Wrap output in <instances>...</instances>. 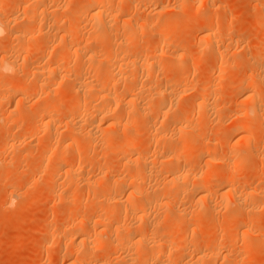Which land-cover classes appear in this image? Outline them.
I'll use <instances>...</instances> for the list:
<instances>
[{"label":"rangeland","instance_id":"rangeland-1","mask_svg":"<svg viewBox=\"0 0 264 264\" xmlns=\"http://www.w3.org/2000/svg\"><path fill=\"white\" fill-rule=\"evenodd\" d=\"M1 1L4 3L5 6L7 5L6 6L7 8H5V6H3L4 7V8H2L3 10L2 9H1L2 11L0 10L2 12V17L5 16L7 18L8 15H10L11 17H13L15 15L16 18L18 19V21L20 22V24L18 21H16L15 23L17 25L22 24L21 26H23V27H26L30 23L32 24L31 20L23 18V15H22L23 11H22L21 7H19L18 3L20 2L19 4H20V6L22 4V7L24 4L27 7L28 4H29L28 6L32 5L30 3L31 2L33 3V0L32 1L24 0L25 3L21 0H1ZM64 1H66L65 2L66 4L63 3ZM69 1H71V2H69ZM124 1L126 2V4ZM134 1H136V3L135 2L134 3L137 4V6H138L137 9L139 8L138 10H136L135 4H133V6L132 5L127 6L128 5L127 0H120V3L123 4L122 6H124L128 10L130 7H131L130 10L133 9L132 10L133 12H131L129 10V13H128V11H127V17L130 16V18H133L132 16H134V18H137L138 20L140 18L139 21H141V22H142V20L144 22V20H147V18H148V22L150 20L152 22V20L154 21L157 16L158 17L164 16L166 18L169 17L170 19H173L174 23L177 24L176 28L172 32L171 37L168 40V46L169 47H167L166 50L164 49L163 51L159 50L157 52H152L151 49H149V50L147 49L148 52L151 51V53L149 52L150 54L147 52V50H145V52L147 53V56L149 55L148 58L150 61L156 62L157 58L159 59L161 57L164 59H160L161 61L160 60L159 61L162 62V64H164V65L167 64V63L165 64L164 62H166L168 59L169 60L167 62L170 61L169 64H170L171 68L165 70V68L167 66L163 65L164 70L159 69L158 73L160 75L157 74L158 79H155L154 81H152L150 83L151 85L153 83L155 84V85L154 84L152 85V88L155 87L156 85L161 84L160 82H162V80H163V82L166 81L167 78L170 79V81L175 80L174 82H177L176 80H178V84H179L181 82V77H182V80H183V77H184V79L186 78L185 74L189 73V69H190V67H192L191 65H193L194 63L199 65V70L193 75L194 77H191L192 78V81H191L192 87L190 88V90L188 89V91L185 92V94L181 93V89L179 88L178 84L174 83V85L172 86L173 88L175 86L174 90L172 88L173 94H175V97L173 95V97L171 98V104H172V106L174 105V107L172 108L171 105H168V107L170 106L172 113H170L169 116L167 117V119L172 118L171 119L172 121H170V120L167 121L166 118H164L163 121H164V123H166L164 125H165L166 131H167V127H166L167 125L169 128L170 127L173 128V124L176 123L178 121V119L180 121V120H182L181 117L184 119V117H186L188 115L190 116V114H191V117H189V119L184 120L183 123L186 126L185 125H184L185 127L183 126L182 131H185V134L190 136V137L193 136V133L195 136V134H196L195 131L200 130V132L197 135L198 139H196L197 138L196 136H195V139L193 138L194 142H193V145L191 146V148H189V152H188L189 154L182 160L183 163L181 161V163L179 162V164H180V166L182 164V170L185 171V169H186V171L188 170V172L190 170V174L194 173L195 175L192 174V176H194V177L199 176L202 173V176H203L202 179H204V177L211 175L212 172L213 173L215 172L216 176L214 175V177L208 183L202 182L201 178L199 179V178L195 177L197 179L196 180L194 177L191 176V178H193V180L192 179L190 180V178H189L190 181H186L185 183L179 181V182H177V185H176V183H173V185H169L172 188V187H174V184H175V187H174L175 193H174L173 188H172L173 194L164 196V195H162L161 192L163 191L164 187H166L169 183L168 180L164 181V178L165 177L167 178L169 176V179H170L171 175H169L167 173L168 170H167V172H165L166 171L165 169H163L165 171L162 170V172H161L162 168H160V169L157 168L159 165L156 164L157 170L156 169L155 170L159 171V173L161 172V174H159V176L157 175L158 178L155 177L153 174L146 175L147 177L145 176L146 181L143 184L144 186H139L140 188L139 187L137 188L138 193L133 194V195H136V196H134L135 198H133V197L128 198V193L130 192L129 189L128 190L126 189V191L125 190L120 191V192H122V195H121V193L118 192L119 193V194H117L118 197L115 195L116 196L115 199L118 198L117 199L118 201L120 200L121 202H123L122 207L120 205L121 202L117 203L116 202L117 200H115V199H114L115 202H112L113 197L109 196V195H111L110 194L111 191H110L109 187H106L103 189H101L99 187L96 188L95 191L93 192V194L90 193V196L91 195L96 196V200H95V202H96L97 197H98L97 195H99V197L101 199H103V201L100 199L103 202V204L100 203L101 201H99L100 207H97L96 211L94 210L95 211L94 212V211H92L94 209V205H93L94 203L92 204L93 199H92V201L90 200L91 204H90V202H88L89 204L85 203L82 205V204H79L77 201L78 200L77 196L81 195L82 193H84V195H86V193H87L86 191H84V188L82 187L83 185L81 184V182H79L81 180L77 181L76 184H74L75 183L74 181L73 182H66L65 181V183H64L63 175L70 168L69 164L71 163V161L69 159L72 158L70 156H72V154H74V151H73L74 149L77 148V150L78 149L80 150L79 152H81L80 155H82L81 156L82 160L84 161V160L88 159V161H90V163H92V165L94 166L91 169L92 174L90 175V178H92V179H96V177L97 178L99 177L98 176L99 171L97 168L101 167V166L105 167V165H106V167L110 168V170H109L110 171L109 172L110 181L121 179V178L125 177V175L127 173H130V171H133V169L136 170V168H137L136 167L137 164L131 165L130 168H132V166H135L132 169L127 168L125 170V168H124L125 167L124 163H123V162H125L124 159L126 158V156L128 157L127 153L125 154V152H124L122 154L123 151H120V147L123 144L128 143V142H124L125 139L122 138V137H124V135L120 134L119 137L118 136H112L114 138L110 137V138L106 139V142H105L106 146H103L105 144L102 143L103 144L102 145L101 142L99 143L100 145H98V142H96L97 146L92 145V147H91V145H90V147L92 148L91 149L88 146L89 141L88 142L86 141V139L88 140V138L86 136L82 137V135H84V134L79 132L81 135L80 134L78 135V133H75V135L73 137L74 139L77 140V143H78V146L76 148L75 147L69 148L66 144L64 146L63 143H65V142L67 143V141L69 139L68 138L69 136L67 137L66 134H68V133L70 134V132L68 130H66V128L69 129V127L71 126L70 123L75 120V117L72 114H68L69 112H66V113H65V111L61 112L62 110H60V111L50 110L46 114L43 113L41 110L43 107L41 97H44L48 94V96L50 97V101L52 103L55 104V102H56L59 104V102H60V105L62 107L68 106L70 108H75L77 105L75 103V101L78 99V97L80 95L78 94L79 92L77 90L76 91L78 93H75L74 89H76V88H74L73 83L71 82V79H69L72 77V80H73V78H74L73 73H71V75L67 74V76L64 77V79L59 80L58 81L59 83L57 82L58 84L53 88V90H50V91H47V89H44V91H42L39 88H37V85H36L37 79H35L36 77L32 76L30 67H28V68L25 67L23 69L20 68L19 71H17L18 70L17 69L16 70L17 73L15 71H14V73L10 72V73H5L3 75L0 73V86L5 85L6 82H12V84L15 83V85H16V86L9 88V89L7 87H2L4 89H0V147L2 145H4V143H6V142L8 144L11 140H12L11 142H13V145H14V141H15V145L13 147L9 146L12 144L10 142L11 144H8V146L10 148L7 147L6 150L5 149L3 150L5 152H2V150L0 152V264H77V262H75V261H79V264H126V263L127 264H136V263L137 264H160V263L161 264H164V263L165 264H169V263L170 264H185L186 263L187 264V261L188 262L192 261L193 254L191 257V253H193L192 252L193 249H196L199 247L201 249V251H203L202 254H207L209 251L215 250V246L218 247L219 245H220L219 248L221 247V251H219L220 253L218 252L219 257L217 256L218 258L210 260V258L205 256V258H203L202 262L204 261L205 264H209V263L210 264H221L225 257H226V260L227 259L231 260V259H235L236 257H238L235 260V262H237V263H234V261L232 260L231 264L232 263H234V264H264V208L262 209V207H264V198L261 201L260 197H259L260 201H258V198L253 197V199H252V197L250 196V200H249V195H251V194H253V196H255V194H256V196H260L261 195L260 193H262L264 195V168H263L264 167V155H263L264 154V129L263 128H260V130L258 128L254 129L255 134L258 135V136H256V138L254 136L255 135L254 132L252 133L251 131L245 133L243 136L240 137V136L235 135L234 125H233V120H232L234 117V114L236 112V108L238 107V105L236 103L238 93H237V90L234 89L235 86L233 87V85L234 84L237 85V84L241 83V81L242 80L244 81V79L246 80V77L249 76V74H252L255 70H257L256 68H258L259 65L257 66L256 63H258V64L264 63V62H261L264 60V57L262 59V55H264V39L262 41H259L261 38H264V17L260 14L257 15L258 9H259L258 7H260V5L262 3H264V0H140V1L134 0ZM61 2H59V0L55 1V3H57L59 6V7L58 6L57 7L60 10V12H59V10L57 12V10H56L57 7H54L55 8V11H54L53 6H55V4L53 5V4L49 3L50 5H52V7H49L50 5L48 6L49 10L47 9L46 15L48 16L49 19H47V20H50V18L52 20L56 17L57 20H60V22H62V23H63V21H67V20L70 21L71 20L70 22L73 21L72 23H75L74 21H77V23H76L77 26H85V22L83 23L84 25L81 24L84 21L83 16L74 14L75 9L77 8L80 0H63ZM5 3H7V4H5ZM60 4H62V5L64 4L62 6L64 8V10H63V8H61ZM75 4H76V6H75ZM25 5H24V7H25ZM17 6H18V8H16ZM140 6H141V8H140ZM142 6H143V8H142ZM32 7H33V5H32ZM10 8L13 11L10 10ZM172 8H173V10H172ZM206 8H208V11ZM211 8H213V9H211ZM66 9H68L71 12L70 13L64 12ZM142 9H143V12H142ZM161 9H163V11H161ZM179 9L181 11L183 10V13L180 12ZM20 10L22 13L20 12ZM68 10H66V11H68ZM18 11H19V13H18ZM48 11H49V13H48ZM52 11H53V13H52ZM1 12H0V14H1ZM12 12H13V14H12ZM54 13H58L57 14L58 16ZM157 13H159V14L157 15ZM16 14L17 15L19 14L21 16H19V15L17 16ZM219 15H221V16H219ZM233 16H234V18L238 17V19L235 20L234 29L232 31H230V33H229V31H228L229 27H230L231 23L234 22V20H232ZM20 17H21V19H20ZM204 17L209 18L210 21H206V22L201 21ZM211 18H212V20H211ZM22 19L23 20L25 19V20L21 21ZM26 21L28 23H26ZM261 21H263V23H261ZM78 22H81V23H78ZM15 23H13V25L11 24L12 29H14V28H15V30L17 28L23 29V28H21V26L18 27ZM36 23H37V20H36ZM145 23H146V21H145ZM78 24H81V25H78ZM215 24H216V26H215ZM50 25L47 26V24H46L47 27L46 26L43 27V30H42L43 32L41 31V33L42 34L44 33V35H46L49 31H50L49 33H53L54 29L55 30L57 29V26H61V23H59V25H57V26H56V24L51 25V26ZM111 26L113 27L114 25H108V28L110 29ZM214 26H215V28H214ZM219 26H221V27H219ZM112 27H111V29H112ZM216 27H219L218 29H220V31L218 32L219 35L217 34L218 38L216 37L217 40L215 39L216 41H218L217 44L220 45V46L219 45L218 46L221 47L220 48L221 50H224L222 48H228V49H225V50H227V53H225V55H224V51L220 50V52L223 53V55L225 56L226 61H227L226 62L227 65L224 64L222 66L223 69L217 68L218 65L216 64L215 61H216V58H218V56H216L217 54H215V53L209 52V50H208L209 41L206 39L207 37H205V35L210 32L209 31L210 28H211L210 30H212V29H216ZM47 28H49V29H47ZM82 28H83V30H82ZM82 28H81L82 31L81 30H80V32L76 31V33L78 35L80 34V35L85 37L87 35V34L85 35V33H87V32H85L87 29H84L85 27H82ZM108 28L106 26V28H104V29H106L105 31H107ZM15 30H13V31H15ZM103 30H100V33L102 35H99L100 33L98 34L100 37L103 36V33L105 34V32ZM83 31H84V34L81 33ZM41 33L36 32V29H35V31H33V33H32V34H34V35H32L33 39L31 37V35L27 36L26 38H25V36L23 37L24 41L26 40L25 43H27L28 41L30 42V43L29 42L27 43L28 45H35V44L39 43L37 48H39V49L41 48L40 51H36V52L30 51V53H29V51L25 50L24 48H21V49H19V51H16V54L21 52L29 60H31L34 57L32 60L34 62H38V61H40L41 55L44 53L43 52V50L45 49L44 45L47 46L48 48H50V47L54 46L56 43L57 44L56 47L57 46H59V47L56 48L54 46L55 47L54 50L62 48L61 46H63V45H61V44L59 45L57 42L52 44V41H51V43H50V39L49 40L47 39V35H46V38H43L44 41H42V39L40 41V38L45 37V36H41L42 35ZM97 33L98 32H96L94 34H96V36H98ZM90 34H91V36H95L92 33H90ZM154 36L155 35L152 34V36H150V38L142 39L141 41H139V44H136L133 47L130 45L129 46L130 48L128 49V53L130 55L132 54L131 56L142 54V55H145V57H147L146 53L144 54L143 50H144V48L145 49L149 48V46L151 44H153L154 42L156 44V40H154L156 36L155 37ZM28 38H31V39H29L27 41ZM0 39H1V41H0V57L2 59V56L6 51L5 47H6V49H8L7 44H8V41H10L11 37L5 36V37H1ZM35 39H36V41H35ZM47 40L49 43H47ZM102 40L95 41V42L93 41L94 44L93 43H91V44H93V45L99 44L98 46L97 45L93 46V47L97 46L96 49L99 48V46H100V49H98V50H101L102 46L104 48H106L107 46H110V45H108L109 43L111 44V42L109 40L107 42L105 40H103V41ZM106 43H108V44H106ZM180 43H183V45L185 44V46L189 50L188 51L189 56H187L186 60L185 59L183 60L184 62H182V64L180 63L179 65L175 66V68H174V62H173L174 59L173 58L176 55L175 51L177 49H179L178 44H180ZM41 44H43V45H41ZM51 44H52V46H51ZM91 44H89V46H91ZM201 44H204V45H201ZM147 45H149V46L147 47ZM47 47H46V49H48ZM93 47L91 46L90 48H93ZM103 47H102V49H104ZM59 51H57V52H59ZM33 52H35V53L33 54ZM159 52H161V53H159ZM179 52L181 53V50H179ZM35 54H36V58L34 56ZM153 54H155V55L157 54V56H160V55L161 56L156 57V56H153ZM163 56H166V57H163ZM169 56L172 58H170ZM226 56H228V57L230 56L229 59ZM153 57H155L156 61H155V59H153ZM167 57H169V58H167ZM38 58H39V60H38ZM171 59H173V60H171ZM159 61H157V62H159ZM253 62H254V64H253ZM102 63L103 62H101V66H102ZM169 64H167V65H169ZM255 64H256V68H255ZM60 65H62L61 67H64L65 64L62 63ZM104 66H105V64H104ZM224 66L226 69L225 71H224ZM228 67H229V69L230 68L231 69L229 70ZM251 67L255 69L253 72H252L253 69ZM187 69H188V71H187ZM221 70L223 71V72H221L222 75L219 72ZM29 71H30V73H29ZM183 71L184 72L186 71L185 74ZM228 72H230V73H228ZM219 73L221 76L219 75ZM212 76H213L214 80H213ZM223 76L225 77V79ZM52 77L53 76H51V75L44 77V79H43L44 83L48 84V86H49V84H51L54 80ZM179 77H180V79H179ZM210 77H211V80H210ZM205 78H206V80L213 81V82H215V80H217L216 82L219 81L218 83L222 84L221 86H223V87L220 86L219 91L217 90V91H215V93H213V91H211V92H207L205 94V96L204 95L201 96V99L208 98V100H211V99L214 100V98H215V100H214L215 104L217 106L219 105L220 107L219 106L218 107L220 109H222V111H223V115L219 119L211 117V115L210 116L208 115V116H205L204 118H202L203 116H201V114L203 112L201 113L200 111H198V109H199L198 104L200 102H202V100L200 98L198 100H196L199 97V96L197 97L198 91H199L198 85L201 82L200 80L203 81V80H205ZM1 80H2V82H1ZM13 80H14V82H13ZM35 80H36V82H35ZM140 80H141V83L147 82L146 80L144 81L143 79H139V81ZM3 81H5V82L3 83ZM17 81H20L18 83V85H17ZM197 83H198V85H197ZM181 84H179V85H181ZM71 85L73 86V88ZM45 87L47 88V86H45ZM259 87H260L259 88L260 91L258 93V96H260V99L263 103V101H264V92H263L264 91V89H263L264 88V82L260 83ZM222 88H224V89H222ZM179 89H180V91H179ZM177 90L179 91L178 93H177ZM6 92H8V93H6ZM31 92L33 93L32 95H31ZM37 92L40 94L37 95ZM43 92H46V94L44 95ZM182 92H183V90H182ZM23 93H24V95H22ZM26 93L28 94V96L25 95ZM5 94H6V97L12 96L13 98L10 100L7 98H3V97H5ZM8 94H11V95H8ZM41 94H43V95H41ZM25 96H27V97H25ZM38 96H39V98H38ZM215 96L217 98L219 97L220 100L217 99ZM22 97H24L25 99L27 98L26 99L27 102ZM67 97L70 98L71 100L68 99ZM204 97H206V98H204ZM21 99H23L24 102L21 103ZM69 100H70V102H69ZM212 100H211V102L213 103ZM88 102L89 101L87 100V104L89 105ZM72 103H74V104H72ZM92 103H93V105H91V103H90V105H89L90 107H92V106L97 107L98 105H101L100 102H99V104H95L96 101H93ZM97 103H98V101H97ZM262 105L264 106V104H262ZM89 106H87V107H89ZM21 107H23V108H21ZM25 107H27V108H25ZM174 108H176V109H174ZM173 109L175 110V112L173 111ZM8 110H9V112H8ZM116 110L119 111L118 113L120 115L123 113L122 108L118 107ZM181 113H182V115H181ZM177 114H179V115H177ZM206 117H207V119H205ZM48 119L53 121V126H52V128H50L51 130H48L47 128L45 129V127L43 128L44 123H46V121H48ZM88 119H90V118H87V121H89ZM152 119H153V117L151 116L148 119V121L150 120L148 122V124L150 122H153L154 119L153 120ZM97 121H96V123L98 125H100V126L104 125L103 123L100 124V121L99 122H97ZM145 122L146 121H143V120L141 121L140 119H138L137 122L135 123L136 125L135 124L130 125L132 127H128L129 125L127 126L128 127L127 129L129 131H131V132L133 131V133L134 132L136 133V134H133L134 136H132V138L129 140V143H128V145H131V146L133 145L132 147L135 149L136 153L140 152V151L142 153L143 151H145V149L151 147V146L147 145V143H149L148 141H150V139H148L149 135L147 132V128L150 127L149 125H151V123L148 125ZM171 122H172V124H171ZM66 123H68L69 125L67 126ZM122 125H124V124H122ZM146 125H147V128L144 129L145 127H143V126H146ZM88 126H90V124ZM125 126L126 125L122 126V128ZM169 128H168V132H169L168 135H171L172 128H171V130H169ZM54 129H55V131H54ZM57 129H59V130H57ZM133 129H135V130H133ZM194 129H196V130H194ZM30 131H32V132H30ZM49 132H51V135H54L55 134L54 132H56L55 137H53V138L58 140L57 141V144H59L58 147L61 146L60 148H63V150H65L64 147H66V150L62 151L61 157L59 159H56V160L55 159L51 160L49 158H46V151H45L47 148V147L45 148V146H47L46 144H49L48 149H49V147L51 148L54 145H57L56 142H54L56 140L51 138L50 137L51 135L49 136ZM199 135H200V137H199ZM79 136H80V138H79ZM259 136H261V137H259ZM243 137L244 138H246V137L252 138L253 137V139L255 138V142H254L253 146L251 144H250V146H251V149L256 148L255 150L259 152L258 155L256 154L258 152H256L254 149H252V150H254L253 151L254 153L252 155L247 154L248 153L247 149L250 146H248L249 144H247V142H245L246 140H244ZM19 138L21 139L20 141H19ZM13 139H15V140L13 141ZM16 139H18V140L16 141ZM62 139L65 142L63 141V143H62ZM6 140H8V141L10 140V141L8 142ZM107 140H109V141H107ZM165 140L166 139H163L162 142L159 141L162 145L159 144V142H158V146L156 145V148L159 147L160 150H167L169 148L177 147V146H179L178 144H180V142L176 143L177 140H175V139L171 140V141H168V139H167L166 142H165ZM4 141H6V142H4ZM60 141H61L62 145L60 144ZM173 141H175V142H173ZM52 142H54V143H52ZM174 143H175V145H174ZM94 145H95V143H94ZM109 145L111 147V148H109L110 150L104 152L102 150L103 149L102 147L105 148V147H108ZM144 145H146L147 147L145 146V148H144L143 147ZM159 145L163 146V149ZM254 145H257V146H254ZM100 146H102L101 147L102 149L100 148ZM67 148H68V150H67ZM93 148H95V149L93 150ZM115 148H116V150H115ZM143 148H144V150H142ZM182 148L184 149V146H182ZM232 148H236L238 151L235 149L234 150L235 152H234V151H232L233 150ZM71 149L73 152H71ZM87 149H89V151ZM151 149H153V146L151 147ZM177 149L180 151V146L177 147ZM137 150H139V151H137ZM86 151H87V153H86ZM120 154H122V156L123 155L124 156L122 157ZM210 155L214 156V157L217 156L216 159H219V158L223 159L224 164L222 162L221 164H219L220 165L219 166L218 163H214V162L211 163L208 160V156H210ZM134 156H136V155H134ZM84 158H86V159H84ZM121 158L122 159L124 158L123 159L124 161ZM240 158L242 161L240 160ZM235 159H236V161H235ZM69 161H70V163H69ZM150 161L152 163L154 162L153 159ZM238 161H239V164H237V166H234L233 162H238ZM10 164L13 167L12 166L10 167ZM232 164H233V166H232ZM241 164H243V165H241ZM262 165H263V167H262ZM153 166L155 167V165H153ZM57 168L60 170V172L58 171V174L61 173L59 176H57L58 174H56L57 173L56 170H58ZM228 170H230V171H228ZM164 172L166 173L167 176L165 175ZM229 172L231 174L230 175L231 178L229 179V181H227L226 176H227V173H229ZM154 174H156V173L154 172ZM53 175L56 177L54 178ZM159 177H160V180H159ZM148 178H149V180H148ZM154 178H156V179H154ZM156 180L158 182L160 181L159 183H161V185L157 184ZM162 180L166 183L168 182L167 185ZM67 183H69V184L67 185ZM181 183H184V184H181ZM59 184H60V187H59ZM65 184H66V188H65ZM63 185H64V187H63ZM60 188H62V189H60ZM141 188H142V190H141ZM242 189L246 192L252 191L247 195L248 198L245 197L246 195L245 196L243 195ZM137 190H133V191L137 192ZM227 190H230L228 192H231V191L233 192V190H235L233 193V196H234L235 192L241 191L242 195H239L236 197V194H235L234 197L240 198V199H242L241 197H243L242 200H240V199L239 200L241 202H244V206L242 207V209L240 211L241 213L239 212L238 215L236 217H234L231 221H229V213H230L229 209L234 208L233 203L236 200V198L233 199L234 197L233 196L231 197L230 196L231 193L226 192ZM124 191H125V193H124ZM143 191H146V193L149 192L153 195L156 194V197L154 198L155 200L154 199L152 200L154 202H151L149 207H148L149 209H151L150 207H152V208L154 207L151 210V214L147 215L148 214V212H147L146 214H144L146 216L143 215L144 219L146 221L144 219H142V217H141L142 216L141 214H143V213L139 212V210L138 211L134 210V212H133L131 209V203L137 204L138 203L137 200H139V197H138L139 193L140 192L143 193ZM204 191L207 192L206 193L207 197H203V198H205V200L203 198H201L203 196L202 194L203 193L205 194ZM219 191H222V193L225 191L228 194H225V192H224V194H225L224 195V194L220 193ZM80 192H81V194H80ZM219 194L220 195L222 194L224 196L222 197V195L220 196ZM257 194H259V195H257ZM69 196H70V198L72 196V198L71 199L67 198ZM74 196L76 197L75 199H74ZM129 196H131V195H129ZM161 196L164 197L162 199L165 201L161 200V198H160ZM107 197H108V199H109V197L112 198V201H111V199L109 200L110 202L106 201V200H108ZM157 197H158V199H157ZM136 198H138V199H136ZM245 198L247 200H245ZM66 199L68 202L66 201ZM159 199H160V201H159ZM167 199L169 201H172V202L174 201V202L169 203V201H166ZM222 199H224V200L226 199V200L224 201ZM227 199H228V201H227ZM98 200H99V198H98ZM156 201H157V203H155ZM161 201L169 203V206H168V204H166L168 206V208L165 205V203H164V205L166 208L161 207V206H163V202H161ZM209 201L211 204L208 203ZM222 201L225 202L224 204H226V202L227 203L230 202V203H228V204H230L229 205L230 207L229 206L225 207V205L223 204ZM158 202H161L160 203L161 206L159 205ZM170 204H172V206ZM207 204L210 205L211 209H209L210 207L208 208L209 205L207 206ZM80 205H81V207H80ZM125 206L130 208L131 211H129L128 209H125ZM155 207L157 209H158V207H160L161 209L159 208V211H158L155 209ZM106 208L111 209V210H108V212H107ZM182 208L183 209L185 208V210L187 211L186 213H188V214H186L187 220L185 221V219H184L183 222H182L183 219H181L177 215H175L176 211L178 209H182ZM199 208H201V209H199ZM124 209H125V211L126 210L127 211L125 212ZM149 209L147 211H149ZM154 209H155V211H154ZM212 209H214L215 211ZM104 210H106V211H104ZM208 210H211V212H209ZM202 211L204 213H205V211H207L206 213L207 214L210 213V214H208V216H207L206 213H205V215L203 213V217H202V214H201ZM104 212L106 214H104ZM91 213L92 214L94 213V214L92 215ZM107 213L109 214L108 216H107ZM149 213H150V211H149ZM100 214L103 217H104V215L106 218L108 217L107 220H109V221L111 220L110 222H114V223L119 222L120 224L122 223L121 227L123 226L122 228L124 230L126 229V231L128 228V232L130 231V234L134 237H135V235L136 236L138 235V232H140V233L146 232L145 234L144 233L142 234L143 237L145 235H146V237L148 236L147 238L146 237L143 238V241L141 243V245L143 244L142 248L140 247L141 245H139V244H132V245L129 244L127 247L124 248V247L116 244L115 242H110V240H108V237L110 238L109 227L103 228L101 226L100 227L99 226H90L91 223L89 225H85V227L87 226L86 228L84 227V225H82L84 228L82 230V232L84 230L87 231L88 233L87 232H85V233L88 235H85L84 237H86L89 241H92V242L95 241V244L97 242V244H96L97 246L95 247L96 249L95 248L92 249V247L83 248L84 246L80 247L81 245H79V248H78V246H75L77 243V240L79 239V236H80V235H77V233H76L77 232V229H76L77 225L80 224L79 220L83 221V217H84V218H86V219H84V221L85 220L87 221V220H89V218H91L93 216V217H95V218L92 217L91 222H93V221H96V219H98L97 217H99ZM150 215H151V217L153 215H155V218L157 217V219L161 217V219H160V221H159V219L155 220V219H153L154 216L151 218ZM166 215H168V216L166 217ZM197 215L200 217L197 218L198 217ZM101 216H100V218H102ZM125 216H126V218H125ZM147 216H148V218H147ZM205 216H206V218H205ZM176 217H178L180 220ZM139 218L141 219V221L143 220V222H142L143 224H140L141 221H139ZM147 220L150 221L153 225L151 226L150 225L151 223H149L150 228L146 229V228H144V225H146V224H144V222H147ZM152 220H153V222H152ZM154 220H155V224L157 223L160 225H156L157 227L154 226L155 225ZM194 220L195 221L199 220L201 222L198 221V223H195ZM245 220L251 221V222L249 221V224H250V225H248L249 227H244V224L246 223ZM69 221H73V223L72 222L70 223ZM157 221L161 222V223H158ZM66 223H70V227H69V225H67L68 226L67 227ZM147 224H148V222H147ZM65 226L67 228H65ZM213 226H215V227H213ZM62 228H64L65 230ZM75 229H76V231H75ZM148 229H151V230L148 231ZM153 230H154V232H152ZM222 230H224V231H222ZM151 232L153 233V236L155 238H157V236H158V238L157 239L153 238V236H151L152 235ZM209 232H211V233L209 234ZM222 232H225L227 235L228 234L229 235L227 236L225 233H222ZM170 234H171V236H170ZM161 236H163L164 239ZM80 237H82V236H80ZM224 237H225V239H224ZM160 238H162V239H160ZM181 238L184 241L186 240V245H187L185 248L186 251H183L182 254L180 253V251L178 250V248L175 245V242L179 241V239L182 240ZM94 239H96V240H94ZM146 239H148V240H146ZM158 239H160L159 240L160 242L158 241ZM72 240L75 241L73 245L76 248L71 245ZM145 240H146V243H144ZM232 240L234 241L235 244L232 242ZM245 240L247 243L245 242ZM152 241L158 243V245L162 244L165 241H166L165 244L167 243V241H170V242L172 241L171 243H173V241H174L175 246L173 249H171L170 252L165 251V250L163 252V244L164 243L161 246H158V245L154 244V242L152 243ZM131 243H132V241H131ZM217 244H219V245H217ZM231 244H234V245L232 246ZM146 245H150V246L146 247ZM152 245L157 247L159 252L160 251L161 252L158 253L157 257L154 260L148 261L146 259H143V258H145L146 253L149 252V250L151 249ZM223 245H224V247H223ZM143 248H144V250H142ZM85 249H88V250H85ZM141 251H143V252H141ZM140 252H141V254H139ZM82 256H85L86 258H88L86 262L80 261L83 258ZM77 257H79V259L81 257L82 258L80 260L79 259L77 260L76 259ZM190 257H191V259H190ZM189 259H190V261H189Z\"/></svg>","mask_w":264,"mask_h":264},{"label":"bare ground","instance_id":"bare-ground-1","mask_svg":"<svg viewBox=\"0 0 264 264\" xmlns=\"http://www.w3.org/2000/svg\"><path fill=\"white\" fill-rule=\"evenodd\" d=\"M21 1H23L24 3H25V1L24 0H21ZM29 1V0H28ZM30 1H32V0H30ZM56 1V0H55ZM55 1L54 0H33V3L31 2L30 4H32L33 5V7H32V5H30V6H28L27 5V7H26V5H25V7H24V5H23V7H22V4H21V6H20V2L18 3V5H19V7H21V9H22V11H23V18H26V19H28V20H31V22H32V24L30 23L29 25H27L26 27H23V26H21V25H19L20 24V22L18 21V19L16 18V16L14 17L12 14H13V12H12V16L13 17H11L10 15H8V17L6 18L5 16H3L2 17V8H4L3 6H5L4 5V3L0 0V12H1V14H0V38L1 37H5V36H7V37H11V39H10V41H8V49H6V47H5V53L3 54V56H2V59H1V57H0V73L3 75V74H5V73H10V72H12V73H14V71L16 72V70L17 71H19L20 70V68L21 69H23V68H25V67H30L31 68V73H32V76H34V77H36L35 79H37V82H36V80H35V82L37 83L36 85H37V88H39L40 90H42V91H44V89H47V91H50V90H53V88L59 83L58 81L59 80H61V79H64V77H66L67 76V74H70L71 75V73H73V80H72V77L71 78H69V79H71V82L73 83V86H74V88H76V89H74V91H75V93H78L80 96L78 97V99L75 101V103L77 104L76 105V107L75 108H70V107H68V106H65V107H62L61 105H60V102H59V104L58 103H56L55 102V104L54 103H52L51 101H50V97L48 96V94L46 95V96H44V97H41V101H42V112L43 113H48L50 110H52V111H60V110H62L61 112H63V111H65V113L66 112H69L68 114H72L74 117H75V120L74 121H72L71 123H70V127H69V129H67L66 128V130H68L69 132H70V134L68 133V134H66L67 135V137L69 138L68 139V141H67V143L62 139V143H63V141L65 142V143H63L64 144V146H65V144L70 148V147H77L78 146V143H77V140L76 139H74L73 137H74V135H75V133H78V135L80 134V133H82V134H84V135H82V137H84V136H86L87 138H88V140L86 139V141L88 142V146H89V148H91L92 147V145L93 146H97L96 145V142H98V145H100L99 143L101 142V144L103 143V144H105V142H106V139H108V138H114V137H112V136H120V134H122V135H124V137H122V138H124L125 139V141L124 142H128L129 143V140L132 138V136H134L133 134H136L135 132L133 133V131L131 132V131H129L127 128L128 127H132V126H130V125H133V124H135L136 122H137V120L138 119H140L141 121L143 120V121H146L145 123H147L148 124V122L150 121H148V119L152 116L153 117V122H150L151 123V125H149L150 127L149 128H147V125L146 126H143V127H145L144 129H146L147 128V132H148V135H149V138L148 139H150V141H148L149 143H147V145L148 146H153V149H151V147H149V148H147V149H145V151H143L142 153H141V151L140 152H135V149L131 146V145H128V143H125V144H123L121 147H120V151H123L122 152V154L125 152V154L127 153L128 154V157L126 156V158L124 159L125 160V162H123L124 163V168H125V170L127 169V168H129V169H132V168H134L135 166H132V168H130V166L131 165H133V164H137L136 165V170H134L133 169V171H130V173H127L126 175H125V177H123V178H121V179H117V180H114V181H110V177H109V170H110V168L109 167H106V165H105V167H98L97 169H98V171H99V177L97 178L96 177V179H92V178H90V175L92 174L91 173V169L94 167L93 165H92V163H90V161H88V159H86V158H84V159H86V160H82V158H81V156L82 155H80V153L81 152H79L80 150L78 149L77 150V148L76 149H74L73 151H74V154H72V156H70V157H72L71 159H69L70 161H71V163H70V161H69V165H70V168H69V170L68 171H66L65 172V174L63 175V178H64V183H65V181L66 182H75L74 184H76V182L77 181H79V180H81V181H79V182H81V184L83 185L82 187L84 188V191H86L85 193H86V195H84V193H82L81 194V192H80V194L81 195H79V196H77V201H78V203L79 204H85V203H88V202H90V200L92 201V199H93V202H92V204L94 205V209L92 210V211H96V208L97 207H100V205H99V201H103V199H101L100 197H99V195H97L98 197H97V201L95 202V200H96V196H90V193H92L93 194V192L95 191V189L96 188H101V189H103V188H106V187H109L110 188V194L111 195H109V196H111V197H113V201H112V198H110L109 197V199H108V197H107V199L108 200H106V201H108V202H110L109 200L111 199V201L112 202H115V200H117V199H115L116 198V196L118 197V195L117 194H119V193H121V195H122V192H120V191H123V190H125L126 191V189L128 190L129 189V193H128V198L130 197H133V198H135L134 196H136V195H133L134 193H138V190H137V188L139 187V186H144L143 184H144V182L146 181L145 179V176L146 175H151V174H153L155 177H157V175L159 176V174H161V172H162V170L163 169H165V170H163V171H165V172H167V170H168V174L169 175H171V177H170V179H169V176L166 178L165 176V178H164V181H167L168 180V185H167V183L166 182H164L163 180V182L164 183H166V187H164V189H163V191L161 192L162 193V195H164V196H167V195H172L173 194V192H172V188H173V191H174V193H175V184H174V187H172L171 188V186H169V185H173V183H176V185H177V182H179V181H181V182H186V181H190L191 179L193 180V178H191V176H192V174H194V173H191L190 174V170H189V172H188V170L186 171V169H185V171L184 170H182V164H181V166H180V164H179V162L181 163V161L189 154L188 152H189V148H191V146L193 145V142H194V139H195V136L197 137V135H198V133L200 132V130H198V131H195V136H194V133H193V136H188V135H186L185 134V131H182V129H183V126L185 125L183 122H184V120L186 119H189V117H191V114H190V116L188 115V116H186V117H184V119L181 117V119L183 120H180L179 121V119H178V121L176 122V123H174L173 124V128L172 127H168V125L166 126L167 127V131H166V128H165V125L164 124H166V123H164V118H166V120L168 121V120H170V121H172L171 119L172 118H170V119H167V117L169 116V114L170 113H172L171 112V109H170V106L168 107V105H171L172 106V104H171V98L173 97V95H174V97H175V94H173V90H174V88H175V86H174V88L172 87L173 85H174V83L175 84H178V80H176L177 82H174V81H170V79H168L167 78V80L166 81H164L163 82V80H162V82H160L161 84H159V85H156L155 87H153L152 88V85L154 84H150L152 81H154L155 79H158L157 78V74H159L158 73V71H159V69L160 70H162L164 67H163V65L164 64H162V62H160L161 60L160 59H164V58H157V61H159V62H157L156 61V59H155V57H153V59H155V61L156 62H154V61H150L149 60V58H148V56H147V53L145 52V50H149V49H151L152 50V52H157V51H159V50H161V51H163L164 49L166 50V48L167 47H169L168 46V40H169V38L171 37V35H172V32L174 31V29L176 28V26H177V24L176 23H174V21H173V19H170L169 17L168 18H166V17H162V16H157L156 17V19L153 21L152 20V22H151V20L148 22V18H147V20H144V22H143V20H142V22L141 21H139L140 20V18H139V20L137 19V18H134V16H132L133 18H130V16L129 17H127V11H128V13H129V10L131 9V7L129 8V10L127 9V8H125L124 6H122L123 4H121L120 3V0H80V2H79V4H78V6H77V8L75 9V12H74V14H77V15H80V16H83V22L81 23V22H78V23H81V24H83L84 22H85V26H77L76 25V23H77V21H74L75 23H72V22H70V21H68L67 19V21H63V23L62 22H60V20H57V18L55 19H52L51 20V18H50V20H47V19H49L48 18V16L46 15L47 14V9H48V6L50 5L49 3H51V4H55V6H53V9H54V11H55V8L54 7H57L58 6V4L57 3H55ZM61 1H63V0H61ZM60 0H59V2H61ZM140 1V0H139ZM66 1H64L63 3H65ZM68 2V1H67ZM69 2H71V1H69ZM74 2V1H73ZM125 2V1H124ZM136 3V1H134V0H127V3H128V5L127 6H133V4H135ZM22 3V2H21ZM27 3V2H26ZM62 3V2H61ZM5 4H7V3H5ZM66 4V3H65ZM121 4V5H120ZM125 4H126V2H125ZM208 4V3H207ZM64 5V4H63ZM62 4H60V6H61V8H63L62 6H63ZM136 6V10H138L137 9V4H135ZM160 5V4H159ZM206 5V4H205ZM209 5V4H208ZM7 6V5H6ZM5 6V8H7ZM75 6H76V4H75ZM14 7V6H13ZM12 7V8H13ZM49 7H52V5H50ZM59 7V6H58ZM58 7H57V12H58ZM207 7V6H206ZM9 8V7H8ZM15 8V7H14ZM16 8H18V6L16 7ZM134 8V7H133ZM140 8H141V6H140ZM142 8H143V6H142ZM161 8V7H160ZM179 8V7H178ZM209 8V7H208ZM208 8H206L207 9V11H208ZM214 8V7H213ZM213 8H211V9H213ZM259 9H258V14L257 15H262L263 17H264V3H262L261 5H260V7H258ZM52 9V10H53ZM157 9V8H156ZM164 9V8H163ZM163 9H161V11H163ZM183 9V8H182ZM199 9V8H198ZM10 10H12L11 8H10ZM49 10V9H48ZM63 10H64V8H63ZM62 10V11H63ZM66 10H68V9H66ZM64 11V12H68V13H70L71 11ZM133 10V9H132ZM132 10H130L131 12H133ZM135 10V9H134ZM172 10H173V8H172ZM204 10V9H203ZM202 10V11H203ZM13 11V10H12ZM15 11V10H14ZM61 11V12H62ZM179 11L180 12H182L183 13V10L181 11L180 9H179ZM205 11V10H204ZM206 11V12H207ZM20 12H21V10H20ZM59 12H60V10H59ZM136 12V11H135ZM142 12H143V9H142ZM159 12V11H158ZM213 12V11H212ZM15 13V12H14ZM18 13H19V11H18ZM22 13V12H21ZM20 13V14H21ZM48 13H49V11H48ZM52 13H53V11H52ZM63 13V12H62ZM139 13V12H138ZM146 13V12H145ZM178 13V12H177ZM194 13V12H193ZM54 14H58V13H54ZM159 13H157V15H158ZM7 15V14H6ZM17 15V14H16ZM19 15V14H18ZM17 15V16H18ZM49 15V14H48ZM131 15V14H130ZM145 15V14H144ZM147 15V14H146ZM19 16H21V15H19ZM58 16V15H57ZM219 16H221V15H219ZM261 16V17H262ZM11 17V18H10ZM47 17V18H46ZM51 17V16H50ZM146 17V16H145ZM208 17V16H207ZM262 17V18H263ZM202 18V17H201ZM20 19H21V17H20ZM60 19V18H59ZM143 19V18H142ZM238 19V17H235L234 18V16L232 17V20H234V22H230L231 23V25H230V27H229V33H230V31H232L233 29H234V27H235V20H237ZM25 20V19H24ZM23 19L21 20V21H24ZM36 20H37V23H36ZM201 20V19H200ZM211 20H212V18H211ZM218 20V19H217ZM16 21H18L19 22V24L17 25L15 22ZM145 21H146V23H145ZM201 21H203V22H206V21H210L209 20V18H203ZM222 21V20H221ZM257 21V20H256ZM217 22V21H216ZM13 23H15L18 27L19 26H21V28H23V29H16L15 30V28L14 29H12V26H11V24L13 25ZM22 23V22H21ZM26 23H28L27 21H26ZM34 23V24H33ZM36 23V24H35ZM59 23H61V26H57V25H59ZM256 23V22H255ZM258 23V22H257ZM261 23H263V21H261ZM24 24V23H23ZM46 24H47V26H49L50 24L51 25H54V24H56V26H57V29L55 30L54 28V32L53 33H49L48 31V33L46 34L47 35V39L49 40L50 39V43H51V41H52V44H54L55 42H57L59 45L61 44V45H63V46H61L62 48H59V49H57V50H54V48L56 47V43H55V47L54 46H52V44H51V46L52 47H50V48H48L47 46H45L44 45V50H43V54L41 55V57H40V61H38V62H34L32 59L34 58H32L31 60H29L27 57H25L24 55H23V53H21V52H19L18 54H16V51H19V49H21V48H24L25 50H27V51H29V53H30V51H40L41 50V48L39 49V48H37L38 47V44H35V45H28L27 43L29 42L28 40L29 39H31V38H28L27 39V43H25V41H24V39H23V37L25 36V38L27 37V36H30L31 35V37H32V39H33V36L32 35H34V34H32L33 33V31H35V29H36V32H40L41 33V31L43 30V27H45L46 26ZM81 24H78V25H81ZM205 24V23H204ZM50 25V26H51ZM84 25V24H83ZM108 25H114L113 27H112V29H111V27H110V29L108 28ZM46 26V27H47ZM106 26H107V31H105L106 29H104V28H106ZM215 26H216V24H215ZM215 26H214V28H215ZM218 26V25H217ZM82 27H85L84 29H87L85 32H87V33H85V37L84 36H82V35H78L77 33H76V31H79L80 32V30H81V28ZM183 27V26H182ZM219 27H221V26H219ZM219 27H216V29H212V30H210L209 28V33L208 34H206L205 35V37H207L206 39L209 41V44H208V50H209V52H211V53H215V54H217L216 56H218V58H216V64L218 65V67L217 68H220V69H223V65L224 64H226V58H225V53H227V50H225V49H228V48H222V49H224V50H221L220 48L221 47H219L220 45L219 44H217V42L218 41H216L217 39H216V37L218 38V36H217V34H218V32L220 31V29H218ZM50 28V27H49ZM49 28H47V29H49ZM79 28V29H78ZM52 29V30H53ZM78 29V30H77ZM104 29V30H103ZM13 30H15V31H13ZM51 30V29H50ZM82 30H83V28H82ZM81 30V31H82ZM100 30H103L104 32H105V34L103 33V36L102 37H100L99 35H102L101 33H100ZM185 30V29H184ZM43 32V31H42ZM52 32V31H51ZM96 32H98L97 33V35L98 36H96V34H94V33H96ZM227 32V31H226ZM82 34H84V31L83 32H81ZM90 33H92L93 35H95V36H91V34ZM37 34V33H36ZM42 34V33H41ZM152 34L153 35H155L154 37H155V39L154 40H156V44H155V42L153 43V44H151L150 46L149 45H147V47L149 46V48H144V50H143V52H144V54L146 53V56L147 57H145V55H134V56H131L129 53H128V49L130 48L129 46L131 45L132 47L133 46H135L136 44H139V41H141L142 39H148V38H150V36H152ZM46 35H44V33L41 35V36H45V37H42V38H40V41H41V39H42V41H44V39L43 38H46ZM219 35V34H218ZM49 36V37H48ZM38 37V36H37ZM3 39V38H2ZM105 40L106 42L109 40L110 42H111V44L109 43H106V44H108V45H110V46H107L106 48H104L103 46V48L104 49H102V47H101V50H98V49H100V46H99V48H97L96 49V47L99 45V44H95V45H97L96 47H93V46H95V45H93L94 43H93V41L95 42V41H99V40ZM216 39V40H215ZM264 38H261L259 41H262ZM4 40V39H3ZM48 40H47V43H49L48 42ZM102 40V41H103ZM150 40V39H149ZM0 41H1V39H0ZM31 41V40H30ZM35 41H36V39H35ZM39 41V40H38ZM46 41V40H45ZM240 42V41H239ZM238 42V43H239ZM30 43V42H29ZM91 43H93V44H91ZM100 43V42H99ZM179 43V42H178ZM208 43V42H207ZM89 44H91V46L93 47V48H90L91 46H89ZM145 44V43H144ZM41 45H43V44H41ZM102 45V44H101ZM104 45V44H103ZM170 45V44H169ZM201 45H204V44H201ZM219 45V46H218ZM50 46V45H49ZM141 46V45H140ZM178 46H179V49H177L176 51H175V57L173 58V59H171V60H173V62H174V68H175V66H177V65H179L180 63L182 64V62H184L183 60L185 59L186 60V58H187V56H189L188 55V49H187V47L185 46V44L183 45V43H180V44H178ZM188 46V45H187ZM222 46V45H221ZM46 47L48 48V49H46ZM59 46H57L56 48H58ZM223 47V46H222ZM43 48V47H42ZM95 48V49H94ZM61 49V50H60ZM207 49V48H206ZM60 50V51H59ZM148 50H147V52H148ZM179 50H181V53L179 52ZM220 50L221 51H224V55H223V53L222 52H220ZM57 51H59V52H57ZM35 52H33V54L35 53ZM57 52V53H56ZM150 53H151V51H149ZM148 52V53H149ZM149 53V54H150ZM159 53H161V52H159ZM230 53V52H229ZM158 54V53H157ZM157 54L155 55V54H153V56H156V57H160V56H157ZM39 55V54H38ZM35 56V58H36V54L34 55ZM40 56V55H39ZM171 56V55H170ZM169 56V57H170ZM163 57H166V56H163ZM169 57H167V58H169ZM228 59H229V57L228 56H226ZM263 57H264V55H262V59H263ZM170 58H172V57H170ZM166 59V58H165ZM261 59V60H262ZM38 60H39V58H38ZM72 60V61H71ZM167 60V59H166ZM169 60V59H168ZM167 60V61H168ZM260 60V61H261ZM33 61V62H32ZM164 62L165 64L167 63V64H169L170 63V61L169 62ZM101 62H103L102 63V66H101ZM229 62V61H228ZM261 62H264V60L263 61H261ZM62 63H64L65 65H64V67H61L62 65H60V64H62ZM161 63V64H160ZM256 63V62H255ZM104 64H105V66H104ZM164 65V66H167L166 68H165V70L166 69H169V68H171L170 67V64L169 65ZM251 64V63H250ZM253 64H254V62H253ZM256 64H257V66H258V68H256ZM255 64V68L257 69V70H255L254 68H252L253 70H252V74H249V76H247L246 77V80L244 79V81L242 82L241 81V83H239V84H237V85H233V87H234V89L235 90H237V93H238V96H237V101H236V103H237V105H238V107L236 108V112H235V114H234V117H233V125H234V130H235V135H237V136H243L245 133H247V132H254V134H255V128L257 129H259L260 130V128H263L264 129V106L262 105V104H264V101H263V103H262V101H261V99H260V96H258V93H259V91H260V87H259V84L260 83H263L264 82V63L263 64H258V63H256ZM190 65V64H189ZM227 65V64H226ZM169 66V67H168ZM173 66V65H172ZM192 67H190V69H189V73H187V74H185V72H184V74L186 75V78L184 79V77H183V80H182V77H181V82L179 83V84H181V85H179L178 84V86H179V88L181 89V93H184L185 94V92H187L188 91V89L190 90V88L192 87V78L191 77H194L193 75L199 70V65L198 64H193V65H191ZM232 66V65H231ZM184 67V66H183ZM216 67V66H215ZM239 67V66H238ZM254 67V66H253ZM182 68V67H181ZM186 69V68H185ZM184 69V70H185ZM219 69V70H220ZM228 69H229V67H228ZM231 69V68H230ZM229 69V70H230ZM235 69V68H234ZM237 69V68H236ZM239 69V68H238ZM164 70V69H163ZM217 70V69H216ZM226 69H225V66H224V71H225ZM28 71V70H27ZM187 71H188V69H187ZM215 71V70H214ZM251 71V70H250ZM220 73L221 72H223L222 70L221 71H219ZM11 73V74H12ZM17 73V72H16ZM15 73V74H16ZM29 73H30V71H29ZM182 73V72H181ZM212 73V72H211ZM220 73H219V75H220ZM225 73V72H224ZM223 73V74H224ZM228 73H230V72H228ZM247 73V72H246ZM210 74V73H209ZM27 75V74H26ZM49 75H51V76H53L52 78L54 79L53 80V82L51 83V84H49V86H48V84H45L44 83V77H46V76H49ZM160 75V74H159ZM162 75V74H161ZM188 75V76H187ZM208 75V74H207ZM212 75V74H211ZM214 75V74H213ZM221 75H222V73H221ZM220 75V76H221ZM180 76V75H179ZM33 77V78H34ZM224 77V76H223ZM222 77V78H223ZM29 78V77H28ZM163 78V77H162ZM178 78V77H177ZM212 78H213V76H212ZM32 79V78H31ZM139 79H143L144 81L146 80L147 82L146 83H141V80L139 81ZM160 79V78H159ZM179 79H180V77H179ZM208 79V78H207ZM216 79V78H215ZM221 79V78H220ZM224 79H225V77H224ZM33 80V79H32ZM210 80H211V77H210ZM213 80H214V78H213ZM201 82L199 83V85H198V83H197V85H198V87H199V91H198V95H197V99L196 100H198L199 98L201 99V96H205V94L207 93V92H211V91H213V93H215V91H219V88H220V86L222 85V84H220V83H218V82H216L217 80H215V82H213V81H208V80H206V78H205V80H200ZM1 82H2V80H1ZM5 81H3V83H4ZM13 82H14V80H13ZM16 82V81H15ZM20 81H17V85H18V83H19ZM23 82V81H22ZM34 82V83H35ZM58 82V83H57ZM223 82V81H222ZM221 82V83H222ZM172 83V84H171ZM157 84V83H156ZM194 84V83H193ZM22 85V84H21ZM35 85V86H36ZM155 85V84H154ZM262 85V84H261ZM260 85V86H261ZM14 86H16L15 85V83L14 84H12V82H6L5 83V85H3V86H0V89H4V88H2V87H7L8 89L9 88H12V87H14ZM45 86H47V88L45 87ZM72 86V85H71ZM73 86H72V88H73ZM177 86V85H176ZM194 86V85H193ZM197 87V86H196ZM197 87V88H198ZM221 87H223V86H221ZM263 87V86H262ZM20 88V87H19ZM172 88H173V90H172ZM232 88V87H231ZM34 89V88H33ZM32 89V90H33ZM36 89V88H35ZM180 89H179V91H180ZM222 89H224V88H222ZM264 89V88H263ZM262 89V90H263ZM78 92H77V91ZM182 90H183V92H182ZM46 91V92H47ZM178 90H177V93L179 92ZM231 91V90H230ZM40 92V91H39ZM46 92H43V94L45 95L46 94ZM264 92V91H263ZM6 93H8V92H6ZM35 93V92H34ZM140 93V94H139ZM175 93V92H174ZM190 93V92H189ZM33 93L31 92V95H32ZM40 93H38L37 92V95H39ZM43 94H41V95H43ZM77 94V95H78ZM263 94V93H262ZM8 95H11V94H8ZM22 95H24V93L22 94ZM25 95H27L28 96V94L26 93ZM36 95V94H35ZM50 95V94H49ZM27 96H25V97H27ZM218 96V95H217ZM32 97V96H31ZM69 97V96H68ZM67 97V98H68ZM216 97V96H215ZM3 98H7V99H12L13 97L12 96H7L6 97V94H5V97H3ZM22 98H24V97H22ZM38 98H39V96H38ZM72 98V97H71ZM204 98H206V97H204ZM217 98V97H216ZM25 99V98H24ZM27 99V98H26ZM25 99V100H26ZM68 99H70V98H68ZM217 99H219V97L217 98ZM23 99H21V103L22 102H24V100L22 101ZM40 100V99H39ZM66 100V99H65ZM71 100V99H70ZM70 100H69V102H70ZM87 100L89 101L88 103H89V105H90V103H91V105H93V101H96V103L95 104H99V102H100V104L101 105H98L97 107L95 106V107H90L88 104H87ZM202 100V102H200L199 104H198V107H199V109H198V111H200L201 113V116H203L202 118H204L205 116H210L211 115V117H214V118H220V117H222V115H223V111H222V109H220L216 104H215V102H214V100H215V98H214V100H212L213 101V103L211 102V100H208V98H206V99H201ZM220 100V99H219ZM40 101V102H41ZM67 101V100H66ZM92 101V102H91ZM97 101H98V103H97ZM26 102H27V100H26ZM175 103V102H174ZM235 103V102H234ZM72 104H74V103H72ZM24 105V104H23ZM87 106H89V107H87ZM122 108L123 109V113L120 115L118 112L119 111H117L116 109L117 108ZM174 107V105L172 106V108ZM21 108H23V107H21ZM25 108H27V107H25ZM174 109H176V108H174ZM173 109V111L175 112V110ZM28 110V109H27ZM16 111V110H15ZM26 111V110H25ZM8 112H9V110H8ZM11 112V111H10ZM193 112V111H192ZM191 112V113H192ZM30 113V112H29ZM177 113V112H176ZM196 113V112H195ZM25 114V113H24ZM172 115V114H171ZM177 115H179V114H177ZM181 115H182V113H181ZM87 118H90V119H88L89 121H87ZM205 119H207V117L205 118ZM204 119V120H205ZM98 120V121H97ZM202 120V119H201ZM87 121V122H86ZM96 121L97 122H99L100 121V124H104V125H102V126H100V125H98L97 123H96ZM67 124V126L69 125L68 123H66ZM90 124V126H88ZM122 124H124V125H126L125 127H123L122 128V126H124V125H122ZM168 124V123H167ZM171 124H172V122H171ZM129 125V126H128ZM136 125V124H135ZM52 126H53V121H51V120H49L48 119V121H46V123H44V125H43V128L45 127V129L47 128L48 130H51L50 128H52ZM128 126V127H127ZM186 126V125H185ZM184 126V127H185ZM237 126V127H236ZM134 128V127H133ZM168 128H169V130H171V128H172V133H171V135H168L169 134V132H168ZM130 129V128H129ZM186 129V128H185ZM198 129V128H197ZM57 130H59V129H57ZM133 130H135V129H133ZM143 130V129H142ZM194 130H196V129H194ZM254 130V131H253ZM262 130V129H261ZM33 131V130H32ZM32 131H30V132H32ZM54 131H55V129H54ZM257 131V130H256ZM263 131V130H262ZM52 132V131H51ZM51 132H49V136L51 135ZM80 132V133H79ZM144 132V131H143ZM146 132V133H147ZM55 134H56V132H54ZM53 133V134H54ZM67 133V132H66ZM142 133V132H141ZM260 133V132H259ZM55 134L54 135H51L50 137L51 138H53V137H55ZM58 134V133H57ZM263 134V133H262ZM261 134V135H262ZM59 135V134H58ZM81 135V134H80ZM121 135V136H122ZM138 136V135H137ZM147 136V135H146ZM255 136V138H256V136H258V135H254ZM49 137V138H50ZM59 137V136H58ZM199 137H200V135H199ZM259 137H261V136H259ZM22 138V137H21ZM57 138V137H56ZM79 138H80V136H79ZM194 138V139H193ZM255 138L253 139V137L251 138V137H249V138H244L243 137V139L244 140H246L245 142H247V144H249L248 146H250V144L253 146V144H254V142H255ZM48 139V138H47ZM53 139H55V138H53ZM83 139V138H82ZM123 139V140H124ZM163 139H166L165 140V142L167 141V139H168V141H171V140H177V142L176 143H179L180 142V144L182 145V146H184V149L182 148V146L180 145V144H178L179 146H180V151L177 149V147H179V146H177V147H174V148H169V149H167V150H160L159 149V147H157L156 148V145L158 146V142L160 141V142H162V140ZM196 139H198V137L196 138ZM200 139V138H199ZM15 139H13V141H14ZM18 139H16V141H17ZM21 139L19 138V141H20ZM56 141H54V142H56V144H57V139H55ZM116 140V139H115ZM6 141H8V140H6ZM6 141H4V142H6ZM10 141V140H9ZM8 141V142H9ZM12 141V140H11ZM10 141V142H11ZM51 141V140H50ZM107 141H109V140H107ZM111 141V140H110ZM259 141V140H258ZM8 143V144H11V145H9V146H11V147H13L14 145H15V141H14V145H13V142H11V143ZM54 142H52V143H54ZM95 143V145H94V143ZM123 142V143H124ZM159 142V144H161ZM173 142H175V141H173ZM59 143V142H58ZM108 143V142H107ZM8 144H7V142L6 143H4V145H2L1 147H0V152H1V150H2V152H5V151H3L4 149L6 150V148L8 147V148H10L9 146H8ZM60 144H61V141H60ZM102 144V145H103ZM132 144V143H131ZM47 146H45V148H46V158H49V159H59L60 157H61V155H62V151H65L66 150V147H64L65 148V150H63V148H60V147H58L59 146V144H57V145H54L53 147H49V149H48V146H49V144H46ZM62 145V144H61ZM90 145H91V147H90ZM121 145V144H120ZM162 145V144H161ZM161 145H159L162 149H163V146H161ZM174 145H175V143H174ZM103 146H106V144L105 145H103ZM131 146V147H130ZM145 146L146 145H144L143 147L145 148ZM254 146H257V145H254ZM63 147V146H62ZM102 146H100V148H101ZM142 147V146H141ZM147 147V146H146ZM168 147V146H167ZM87 148V147H86ZM103 148V149H102ZM101 149L105 152V151H109L110 149L109 148H111L110 147V145L108 146V147H102ZM144 148L142 149V150H144ZM258 148V147H257ZM48 149V150H47ZM92 149V148H91ZM95 148H93V150H94ZM97 149V148H96ZM159 149V150H158ZM233 150L232 151H234L236 148H232ZM249 149V150H248ZM247 149V151H248V153L247 154H249V155H252L254 152V150L256 149H254V148H252V149H254V150H252L251 149V146L249 147ZM67 150H68V148H67ZM88 151H89V149H87ZM115 150H116V148H115ZM119 150V149H118ZM117 150V151H118ZM237 150V149H236ZM44 151V150H43ZM44 151V152H45ZM72 151V149H71V152H73ZM91 151V150H90ZM102 151V152H103ZM137 151H139V150H137ZM238 151V150H237ZM236 151V152H237ZM256 151V150H255ZM103 152V153H104ZM181 154H180V153ZM235 152V151H234ZM256 152H258V151H256ZM255 152V153H256ZM86 153H87V151H86ZM120 153V152H119ZM89 154V153H88ZM92 154V153H91ZM106 154V153H105ZM122 154H120L121 156H122ZM239 154V153H238ZM257 155L259 154V152L258 153H256ZM118 155V154H117ZM116 155V156H117ZM134 155H136V156H134ZM261 155V154H260ZM264 155V154H263ZM120 156V157H121ZM124 156V155H123ZM122 156V157H123ZM246 156V155H245ZM42 157V156H41ZM217 157V156H216ZM216 157H214V156H208V160L211 162V163H218V165L219 164H221L222 162H223V164H224V160L223 159H216ZM43 158V157H42ZM45 158V157H44ZM263 158V157H262ZM48 159V160H49ZM122 159V158H121ZM122 159V160H123ZM154 160V162L152 163L150 160ZM123 160V161H124ZM240 160H241V158H240ZM235 161H236V159H235ZM242 161V160H241ZM220 162V163H219ZM11 163V162H10ZM182 163H183V161H182ZM234 163V166H237V164H239V161L238 162H233ZM244 163V162H243ZM12 164V163H11ZM10 164V167L12 166ZM122 164V163H121ZM159 165L157 168H162L161 169V172L159 173V171H156L157 169H156V166L157 165ZM108 165V164H107ZM153 165H155V167L153 166ZM241 165H243V164H241ZM220 166V165H219ZM232 166H233V164H232ZM231 166V167H232ZM13 167V166H12ZM97 167V166H96ZM95 167V168H96ZM262 167H263V165H262ZM75 168V169H74ZM234 168V167H233ZM239 168V167H238ZM264 168V167H263ZM45 169V168H44ZM58 169V168H57ZM156 169V170H155ZM47 170V169H46ZM45 170V171H46ZM235 170V169H234ZM57 171V173L56 174H58V171L60 172V170L58 169V170H56ZM228 171H230V170H228ZM29 172V171H28ZM154 172L156 173V174H154ZM164 172V173H165ZM202 172V171H201ZM55 173V172H54ZM55 174V175H56ZM61 174V173H60ZM60 174H58L57 176H59ZM198 174V173H197ZM200 174V173H199ZM211 174V173H210ZM164 175V174H163ZM165 175H166V173H165ZM195 175V174H194ZM214 175H215V172L213 173L212 172V174L211 175H209V176H206V177H204V179H202V173H201V175H199V176H195V177H197V178H201L202 179V182H204V183H208V182H210L211 181V179L214 177ZM231 174H230V172L229 173H227V181H229V179L231 178V176H230ZM93 176V175H92ZM162 176V175H161ZM167 176V175H166ZM216 176V175H215ZM53 177L55 178L56 176H54L53 175ZM52 177V178H53ZM147 177V176H146ZM151 177V176H150ZM153 177V176H152ZM192 177H194V176H192ZM194 177V178H195ZM158 178V177H157ZM162 178V177H161ZM189 178H190V180H189ZM154 179H156V178H154ZM196 179V178H195ZM62 180V179H61ZM148 180H149V178H148ZM159 180H160V177H159ZM197 180V179H196ZM157 181V180H156ZM160 182V181H159ZM158 181H157V184H159V185H161V183H159ZM162 182V183H163ZM63 183V184H64ZM147 183V182H146ZM145 183V184H146ZM184 183H181V184H184ZM69 183H67V185H68ZM62 185V184H61ZM179 185V184H178ZM59 187H60V184H59ZM63 187H64V185H63ZM68 187V186H67ZM65 188H66V184H65ZM140 188V187H139ZM60 189H62V188H60ZM82 190V189H81ZM133 190H137V192H134ZM141 190H142V188H141ZM144 190V189H143ZM226 190V189H225ZM243 190V189H242ZM125 191H124V193H125ZM228 191H230V190H227L226 192H228ZM234 191L235 190H233V192L231 191V192H228V193H231L230 194V196L232 197L233 196V193H234ZM250 191V190H249ZM119 192V193H118ZM148 192V191H147ZM151 192V191H150ZM205 192V194L203 193L202 195V197L201 198H203V197H207L206 196V191H204ZM220 193H222V191H219ZM225 192V191H224ZM224 192L222 193V194H224ZM225 192V194H228V193H226ZM238 192V191H237ZM235 192V194H236V197L237 196H239V195H242V192L240 191V192ZM246 191H244L243 190V195L246 197V198H248L247 197V195L250 193V192H252V191H250V192H246ZM11 193V192H10ZM61 193V192H60ZM71 193V192H70ZM69 193V194H70ZM153 193V192H152ZM155 193V192H154ZM68 194V195H69ZM72 194V193H71ZM74 194V193H73ZM221 194V195H222ZM224 194V195H225ZM235 194H234V196H235ZM261 195L260 196H256V194H255V196H253V194H251V195H249V200H250V196L252 197V199H253V197H256V198H258V201H262L263 200V198H264V195L262 194V193H260ZM59 195V194H58ZM116 195V196H115ZM129 195H131V196H129ZM133 195V196H132ZM208 195V194H207ZM220 195V194H219ZM220 195V196H221ZM224 195H222V197L224 196ZM257 195H259V194H257ZM91 198H90V197ZM138 196V195H137ZM201 196V195H200ZM233 196V197H234ZM94 197V198H93ZM139 200H137L138 201V203L136 204V203H131V209H132V211L134 212V210H139V212H141V213H143V214H141L142 216V219H144V216H146V215H144V214H146L147 212H148V214L147 215H149V214H151V210L154 208H152V207H150L151 209H149L148 207H149V205H150V203L151 202H154V201H152L155 197H156V194H151V193H146V191H143V193L142 192H140L139 193ZM236 197H234L233 199H235ZM259 197H260V200H259ZM58 198V197H57ZM67 198H70V196L69 197H67ZM71 198H72V196H71ZM70 198V199H71ZM76 197L74 196V199H75ZM98 198H99V200H98ZM103 198V197H102ZM161 198V200H163L162 198H164L163 196H161L160 197ZM242 199H243V197H241ZM245 198V200H247ZM255 198V199H256ZM11 199V198H10ZM101 199V200H100ZM115 199V200H114ZM136 199H138V198H136ZM157 199H158V197H157ZM204 200H205V198H203ZM202 199V200H203ZM208 199V198H207ZM210 199V198H209ZM220 199V198H219ZM240 198H236V200L234 201V203H233V206H234V208L233 209H229V211H230V213H229V221H231L234 217H236L237 215H238V213L241 211V209H242V207L244 206V202H241L240 200H242V199H240ZM105 200V199H104ZM133 200V199H132ZM155 200V199H154ZM222 200H224V199H222ZM226 200V199H225ZM224 200V201H225ZM66 201H67V199H66ZM100 202V203H102L103 204V202ZM159 201H160V199H159ZM163 201H165V200H163ZM163 201H161V202H163ZM166 201H169L168 199L166 200ZM227 201H228V199H227ZM68 202V201H67ZM117 203H119V202H121L120 200L118 201H116ZM136 202V201H135ZM161 202H158L159 203V205H160V203ZM172 201H169V203H171ZM174 202V201H173ZM172 202V203H173ZM223 202V201H222ZM253 202V201H252ZM106 203V202H105ZM123 202H121V207H122V204ZM125 203V202H124ZM155 203H157V201L155 202ZM164 203H165V205L166 204H168V206H169V203H167V202H163V206H161V207H165V205H164ZM208 203H210V201L208 202ZM220 203V202H219ZM225 202H223V204H224ZM228 203H230V202H228ZM227 202H226V204H224L225 205V207H228L230 204H228ZM89 204V203H88ZM90 204H91V202H90ZM211 204V203H210ZM222 204V205H223ZM119 205V204H118ZM117 205V206H118ZM171 206H172V204H170ZM196 205V204H195ZM194 205V206H195ZM209 204H207V206H208ZM223 205V206H224ZM258 205V204H257ZM167 206V205H166ZM168 206H167V208H168ZM80 207H81V205H80ZM116 207V206H115ZM114 207V208H115ZM127 206H125V209H128L129 211H131L130 210V208H126ZM210 207V205L208 206V208ZM230 207V206H229ZM246 207V206H245ZM159 208L160 207H158V209L155 207V209L156 210H158L159 211ZM166 208V207H165ZM264 207H262V209H263ZM120 209V208H119ZM125 209H124V211H125ZM149 209V211H150V213H149V211H147ZM155 209H154V211H155ZM161 209V208H160ZM199 209H201V208H199ZM203 209V208H202ZM209 209H211V207L209 208ZM244 209V208H243ZM106 210H107V212H108V210H111V209H108V208H106ZM106 210H104V211H106ZM212 210H214V209H212ZM94 211V212H95ZM123 211V212H124ZM127 211V210H126ZM125 211V212H126ZM209 212H211V210H208ZM215 211V210H214ZM111 212V211H110ZM124 212V213H125ZM187 211L185 210V208L183 209H178L177 211H176V214L175 215H177L179 218H181V219H183L182 220V222L184 221V219H185V221L187 220L186 219V214H188V213H186ZM197 212V211H196ZM207 211H205V213H206ZM102 213V212H101ZM129 213V212H128ZM132 213V212H131ZM136 213V212H135ZM203 211H202V217H203ZM205 213H204V215H205ZM241 213V212H240ZM92 214V213H91ZM94 214V213H93ZM92 214V215H93ZM103 214V213H102ZM104 214H106L105 212H104ZM134 214V213H133ZM155 214V213H154ZM207 214V213H206ZM208 214H210V213H208ZM208 214H207V216H208ZM96 215V214H95ZM109 214L107 213V216H108ZM125 215V214H124ZM144 215V216H143ZM159 215V214H158ZM190 215V214H189ZM97 216V215H96ZM100 216H101V214H100ZM100 216L99 217H97L98 219H96V221H93V222H91L92 221V217L91 218H89V220H85L84 221V219H86V218H84L83 217V221L82 220H79V222H80V224L79 225H77V235H80V236H82V237H80L79 236V239L77 240V243H76V245L75 246H78V248H79V245H81L80 247H83V248H90V247H92V249H94L97 245V242H96V244H95V241L94 240H96V239H94L93 241L94 242H92V241H89L86 237H84L85 235H88V234H86L85 232H87V231H83L82 232V230L84 229L83 228V226L82 225H84V227H85V225H89L90 223V226H101V227H103V228H105V227H109V229H110V234H109V236H110V238L108 237V240H110V242H115L116 244H118V245H120V246H122V247H127L129 244L130 245H132V244H139V245H141V243H142V241H143V238L144 237H146V235L143 237L142 236V234L144 233H140V232H138V235L136 236L135 235V237L134 236H132L131 234H130V231L128 232V228H127V231H126V229L124 230L122 227H121V225H122V223L120 224L119 222H116V223H114V222H110L109 220H107V218L105 217V215H104V217L103 216H101L102 218H100ZM154 216V217H153ZM152 217H153V219H155V220H158L159 219V221H160V219H161V217L160 218H158L157 219V217L155 218V215H153ZM168 215H166V217H167ZM198 216V215H197ZM69 217V216H68ZM150 217H151V215H150ZM151 217V218H152ZM178 217H176V218H178ZM189 217V216H188ZM200 216H198L197 218H199ZM93 218H95V217H93ZM100 218V219H99ZM125 218H126V216H125ZM146 218V217H145ZM147 218H148V216H147ZM165 218V217H164ZM178 218V219H179ZM205 218H206V216H205ZM117 219V218H116ZM150 219V218H149ZM148 219V220H149ZM204 219V218H203ZM209 219V218H208ZM94 220V219H93ZM145 220V219H144ZM147 220V222H148V224H147V222H144V224H146V225H144V228H150L149 227V223H151L150 221H148ZM155 220H154V224H155ZM180 220V219H179ZM202 220V219H201ZM90 221V222H89ZM113 221V220H112ZM119 221V220H118ZM139 221H141V219L139 218ZM146 221V220H145ZM198 221L199 220H197V221H195L194 220V222L195 223H198ZM246 221V220H245ZM250 221V220H249ZM249 221H246V223L244 224V227H249L248 225H250L249 224ZM70 223L72 222L73 223V221H69ZM78 222V223H79ZM143 222V220L140 222V224H143L142 223ZM152 222H153V220H152ZM158 222V221H157ZM181 222V223H182ZM199 222H201V221H199ZM251 222V221H250ZM70 223H66V226L67 225H69V227H70ZM85 223V224H84ZM158 223H161V222H158ZM193 223V222H192ZM93 224V225H92ZM184 224V223H183ZM217 224V223H216ZM72 225V224H71ZM125 225V224H124ZM151 226L153 225L152 223L150 224ZM156 225H160V224H155L154 226H156ZM219 225V224H218ZM65 226V228H67ZM147 226V227H146ZM198 226V225H197ZM217 226V225H216ZM87 227V226H86ZM85 227V228H86ZM128 227V226H127ZM157 227V226H156ZM213 227H215V226H213ZM219 227V226H218ZM96 228V227H95ZM153 228V227H152ZM220 228V227H219ZM62 229H64V228H62ZM76 229H75V231H76ZM108 229V228H107ZM197 229V228H196ZM65 230V229H64ZM149 230H151V229H148V231ZM164 230V229H163ZM147 231V232H148ZM222 231H224V230H222ZM152 232H154V230L152 231ZM151 232V233H152ZM88 233V232H87ZM140 233V234H139ZM146 233V232H145ZM144 233V234H145ZM211 232H209V234H210ZM222 233H225V232H222ZM228 233V232H227ZM137 234V233H136ZM226 234V233H225ZM155 235V234H154ZM227 235V234H226ZM229 235V234H228ZM227 235V236H228ZM151 236H153V233H152V235ZM160 236V235H159ZM170 236H171V234H170ZM173 236V235H172ZM224 236V235H223ZM148 237V236H147ZM146 237V238H147ZM162 238H163V236H161ZM71 238V237H70ZM153 238H155L154 236H153ZM157 238H158V236H157ZM157 238H155V239H157ZM162 238H160V239H162ZM237 238V237H236ZM73 239V238H72ZM160 239H158V241L160 240ZM164 239V238H163ZM182 239V238H181ZM224 239H225V237H224ZM242 239V238H241ZM146 240H148V239H146ZM146 240H145V242L144 243H146ZM152 240V239H151ZM154 240V239H153ZM166 240V239H165ZM244 240V239H243ZM131 241H132V243H131ZM176 241V240H175ZM201 241V240H200ZM74 242L75 241H73L72 240V246H74L73 244H74ZM134 242V243H133ZM149 242V241H148ZM154 241H152V243H153ZM160 242V241H159ZM162 242V241H161ZM166 242V241H165ZM165 242H163L162 244H163V252H164V250L165 251H171V249H173L174 248V246L176 245V247L178 248V250L180 251V253L182 254V252L183 251H186V240L184 241L183 239L182 240H180L179 239V241H177V242H175V245H174V241H173V243H171L170 241H167V243L165 244ZM232 242L234 243V241L232 240ZM236 242V241H235ZM245 242H246V240H245ZM151 243V242H150ZM149 243V244H150ZM240 243V242H239ZM242 243V242H241ZM247 243V242H246ZM154 244H156V245H158V243H156V242H154ZM160 244V243H159ZM162 244H160V245H158V246H161ZM197 244V243H196ZM235 244V243H234ZM234 244H231L232 246L234 245ZM151 245V244H150ZM150 245H146V247L147 246H150ZM217 245H219V244H217ZM74 246V247H75ZM142 246H143V244L140 246L141 248H142ZM145 246V245H144ZM220 246V245H219ZM219 246L217 247V246H215V250H211V251H207L208 253L207 254H202V252L203 251H201V249L198 247V248H196V249H193V253H191V257H192V254H193V257H192V261L191 262H188L187 261V264H205L204 263V261L202 262V260H203V258H205V256H207L208 258H210V260L211 259H216V258H218L219 256H218V254L220 253L219 251H221V247L219 248ZM236 246V245H235ZM139 247V246H138ZM223 247H224V245H223ZM68 248V247H67ZM76 248V247H75ZM140 248V249H141ZM150 248V247H149ZM96 249V248H95ZM67 250V249H66ZM85 250H88V249H85ZM142 250H144V248L142 249ZM146 251V250H145ZM141 252H143V251H141ZM141 252L139 253V254H141ZM161 252V251H160ZM159 252V250H158V248L157 247H155V246H151V249L149 250V252H145L146 253V255H145V258H143V259H146V260H154L156 257H157V255H158V253H160ZM219 252V253H218ZM190 253V252H189ZM188 253V254H189ZM135 254V253H134ZM144 255V254H143ZM137 256V255H136ZM140 256V255H139ZM142 256V255H141ZM218 256V257H217ZM227 256V255H226ZM83 257V258H82ZM80 259H79V257H77L76 259L78 260H80V261H84V262H86L87 261V259L88 258H86L85 256H82ZM128 257V256H127ZM126 257V258H127ZM159 257V256H158ZM191 257H190V259H191ZM125 258V257H124ZM222 258V257H221ZM238 257H236L235 259H227L226 260V257L224 258V260H223V262L221 263V264H231V261L233 260L234 261V263H237V262H235V260L237 259ZM118 259V258H117ZM129 259V258H128ZM131 259V258H130ZM158 259V258H157ZM188 259V258H187ZM190 259H189V261H190ZM168 260V259H167ZM180 260V259H179ZM241 260V259H240ZM121 261V260H120ZM130 261V260H129ZM75 262H77V264H79V261H75ZM83 262V263H84ZM131 262V261H130ZM133 262V261H132ZM143 262V261H142ZM168 262V261H167ZM180 262V261H179ZM81 263V262H80ZM135 263V262H134ZM163 263V262H162ZM234 263H232V264H234ZM127 264V263H126ZM137 264V263H136ZM161 264V263H160ZM165 264V263H164ZM170 264V263H169ZM186 264V263H185ZM210 264V263H209Z\"/></svg>","mask_w":264,"mask_h":264}]
</instances>
